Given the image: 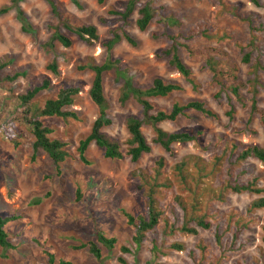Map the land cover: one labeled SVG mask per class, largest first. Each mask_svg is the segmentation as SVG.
I'll list each match as a JSON object with an SVG mask.
<instances>
[{"label":"rangeland","instance_id":"rangeland-1","mask_svg":"<svg viewBox=\"0 0 264 264\" xmlns=\"http://www.w3.org/2000/svg\"><path fill=\"white\" fill-rule=\"evenodd\" d=\"M58 1L72 26L95 24L99 39L89 44L63 27L46 0H0V7L11 6L8 13L0 15V62L6 63V67L0 69V76L1 73L24 72L15 81H0V214L19 216L7 225L13 246H0V264H50V254L54 255L55 264L62 258L73 264H122L120 256L126 259V264H264V208L248 211L250 203L260 195L246 191L237 193L222 187L227 180L254 178L258 186L264 187V163L253 157L237 162L235 156H230L234 142L264 147V128L258 115L250 111L249 87L242 91L241 100L219 97L220 85L205 67L204 58L190 56L182 48L181 56L197 79L198 86L193 88L161 54L169 45L163 33L177 32V28H165L155 19L147 30L141 31L136 25L137 10L126 27L136 38L137 45L123 40L108 51L106 43L112 37L111 30L122 24L116 15L108 12L123 10L128 0H105L102 4L97 0ZM151 1L156 7H164L167 13H179L185 31L201 23L213 26L218 37L198 36L189 43L194 47L224 48L237 63L244 82H248L252 71L242 59L245 52L253 50V59L259 58L264 64V0H259L261 5L250 0ZM19 9L32 25L30 30L23 29ZM231 12L253 16L255 42L248 22ZM103 18L106 23L101 21ZM52 26H60V30L72 39V46L65 47L57 41L55 51L44 47L43 43L53 33ZM223 34L228 36L220 37ZM54 57L59 66L58 74L47 68ZM108 58L118 60L117 67L122 74L115 70L104 73L105 94L110 103L108 114L112 119L104 132L119 140L124 148L130 137L127 119L131 115H140L141 106L134 97L122 103V90H129L133 85L148 87L155 77L177 81L184 88L168 97L153 98L159 108L170 109L177 101L199 99L219 117L210 118L190 111L174 122L161 123L168 131L203 132L199 140L175 144L173 155L153 144L152 152L144 154L137 162L129 156L110 159L92 143L87 152L90 163L82 162L79 142L90 133L99 115V109L89 95L94 77L89 65L102 64ZM260 76L264 79V71H260ZM46 78L50 79L51 86L35 100L41 104L48 97H56L62 87L79 88L74 104L68 107L77 111V119H45L54 129L51 136L67 142L71 154L59 167L44 150L35 153L34 135L18 115L23 109L18 97ZM258 106L264 109V88L258 93ZM230 110L233 117H230ZM142 129L151 143L155 136L153 128L145 125ZM162 157L165 165L159 181H165L169 186H157L161 190L156 194L160 204L169 208L177 195L188 202L198 199L195 205L188 207L194 208L193 215L205 214L213 224L204 229L191 221L189 225L197 227V234L175 230L166 234L162 241L157 235L162 248L155 254L152 249L154 235L148 234L142 246L137 247L134 228L128 223L126 213L138 215L147 210L148 185L144 176H155L156 162ZM183 160L187 163L184 166L187 179L181 183L176 165ZM167 213L164 216L169 218ZM220 214L225 218L234 217V223L240 220L237 242L229 238L234 237L235 228L225 230V226L223 238L218 241L214 224L221 219L215 218ZM99 232L117 238L112 250L98 242ZM90 241L101 247L100 259L88 247H79ZM174 243L182 244L184 249L177 250L172 247ZM122 246L131 251L124 252Z\"/></svg>","mask_w":264,"mask_h":264},{"label":"trees","instance_id":"trees-1","mask_svg":"<svg viewBox=\"0 0 264 264\" xmlns=\"http://www.w3.org/2000/svg\"><path fill=\"white\" fill-rule=\"evenodd\" d=\"M51 7L53 15L61 21V25L68 30L75 32L81 39L87 43L92 44L99 39V30L95 24H83L76 27L72 26L65 17V11L58 0H46ZM99 3H104L105 0H97ZM256 5H261L259 0H250ZM10 5H3L0 7V15L6 14L10 10ZM138 12L139 17L136 19V25L141 31H145L149 28L151 23L156 19V22L164 26L165 28H177V32L166 31L163 35L169 41L168 47L161 53L168 58L169 65L177 70L183 79L189 83L193 88L198 86L197 79L194 76L192 68L184 61L181 56V49L185 48L190 56H199L204 58V65L211 73L212 77L218 81L220 85V92L218 96H227L229 100L236 98L242 99V91L249 87L248 92L251 94V114H256L259 117V121L264 128V109L258 106V93L260 89L264 88V79L260 76V71H264L263 62L257 58L253 59V50L245 52L243 55V61L248 63L252 71H250V78L248 82H244L239 76V67L237 63L228 56V52L218 46L203 45L192 46L189 42L198 36L206 38L218 37V32L214 30L213 26L207 23H201L194 28L185 31L182 28L181 15L176 12L167 13L162 6H154L151 0H128L123 10H109L110 15H116L117 18L122 21V24L118 28L111 30L112 37L106 43L108 51H111L118 43L125 40L133 46L137 45V40L127 30L131 24L133 14ZM235 16L247 21L250 26L252 39L255 42L254 27L255 20L253 16H242L239 12H231ZM18 17L23 23L24 30H30L32 25L29 23L25 13L22 9L18 11ZM102 22H107L104 18ZM53 33L51 37L43 43L49 51H55L56 42H60L65 47H70L73 44L72 39L64 34L60 30V26H52ZM1 33V28H0ZM158 37V35L156 34ZM228 35H220L222 38H226ZM118 60L113 61L108 58L102 64H90V69L94 72V77L89 90V95L92 101L97 105L99 109V115L93 122L90 133L80 140L78 145V153L80 160L86 164L90 161L87 157V152L92 143H95L99 147L106 158L110 159H123L129 156L133 162H137L144 154L152 152L153 144L158 145L164 149V151L170 155L174 154L173 146L177 143H185L190 141L199 140L202 135V130L195 133L191 131H168L161 127V123L169 121L174 122L181 116L187 115L190 111L200 112L210 118H218L217 112L209 107L205 101L199 99H191L186 102H175L170 109L159 108L152 99L168 97L174 92L182 91L183 85L177 81H167L163 77H155L152 84L148 87H141L133 85L131 89L122 90L121 102L124 103L130 97H134L141 106L140 115H131L127 119V130L130 135L127 140V148H124L122 143L108 136L104 132V128L111 125L112 119L109 117L110 103L105 94L104 88V73L109 70H115L121 73V70L117 67ZM6 67V63L0 62V69ZM47 68L54 74L59 73V66L56 57L48 64ZM24 72H14L13 74L1 73L0 81H15L18 77L22 76ZM122 74V73H121ZM51 86L49 78L43 80L41 84L35 85L30 88L25 94L20 95L19 103L23 109L19 112V118L29 127L34 135L33 148L35 153L40 149L44 150L53 162L59 167L66 159L71 155L67 142L60 138H53L51 134L54 129L48 125L45 121L49 117H61V118H78V113L75 110L68 107L75 102V96L79 92L77 87H62L56 97H48L44 104H41L36 100L37 96L45 89ZM232 104V103H231ZM233 111L230 110V117ZM149 125L153 128L155 136L150 143L144 132L143 126ZM228 149V145L226 146ZM225 150V151H226ZM236 153V155H235ZM231 157L237 162H243L248 158H256L264 163V147L259 144H231ZM218 160V158L216 159ZM230 161L232 158H230ZM215 163V159H214ZM155 176H144L145 182L148 185L146 192L148 206L144 213L134 215L126 213L128 223L134 228V242L137 247L142 246L143 241L147 238L148 234L154 235L153 251L157 254L161 251L162 244L158 241L157 235H160L162 241L164 236L175 230H179L189 234H197V227L190 226L189 222L195 221L197 226L208 229L212 226V222L207 219L206 215H193L194 208H189L188 205H195L194 202H198V199L193 202H188L180 195H177L174 199V203L169 208L161 205V200L156 196L161 190L157 186L162 184L163 186H169L167 182H160L159 178L163 172L165 165L164 157L160 158L156 162ZM187 163L183 160L176 165V173L180 176L181 183L187 179L184 170V166ZM257 179L240 181V180H227L222 183V187H227L234 192H250L260 195L254 199L248 211L251 212L254 209L264 208V187L257 185ZM79 191V190H78ZM80 194V191H79ZM200 209L199 207H195ZM168 212V213H167ZM165 213L169 214V218H166ZM191 216L190 218L188 216ZM172 217V219H171ZM221 218L214 225L216 227L217 239L220 242L223 226L225 230H233L232 237H229L234 242H237L239 238L240 220L234 217L225 218L224 214L215 216V218ZM19 219L17 215H1L0 214V246L8 248L13 244L9 239V232L7 225L10 222ZM238 223L236 226L234 224ZM242 224V223H241ZM239 225V226H238ZM264 230V227H263ZM220 232V233H219ZM156 234V235H155ZM226 234V233H225ZM224 234V235H225ZM166 237V236H165ZM98 242L103 244L109 250H112L117 244V238L114 236H107L103 232L97 234ZM264 240V236H263ZM81 247H88L91 253L98 259L102 257V249L97 242L90 241L82 243ZM172 247L177 250H183L184 246L180 243L172 244ZM124 252H130V248L122 246ZM119 261L122 264H126L127 261L123 256L119 257ZM55 257L50 254V264H55ZM57 264H73L71 260L60 259Z\"/></svg>","mask_w":264,"mask_h":264}]
</instances>
